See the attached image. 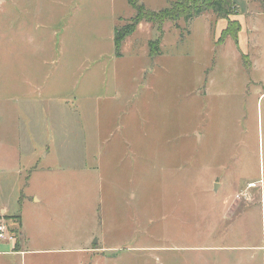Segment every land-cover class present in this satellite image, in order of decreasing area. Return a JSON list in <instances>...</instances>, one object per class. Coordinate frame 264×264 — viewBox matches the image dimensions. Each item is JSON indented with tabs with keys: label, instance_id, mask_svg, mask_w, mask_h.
Segmentation results:
<instances>
[{
	"label": "rangeland",
	"instance_id": "rangeland-1",
	"mask_svg": "<svg viewBox=\"0 0 264 264\" xmlns=\"http://www.w3.org/2000/svg\"><path fill=\"white\" fill-rule=\"evenodd\" d=\"M233 1L236 44L205 14L165 23L154 58L158 31L140 23L118 58L126 0H0V186L30 248L88 245L95 258L71 264H264V0Z\"/></svg>",
	"mask_w": 264,
	"mask_h": 264
},
{
	"label": "trees",
	"instance_id": "trees-1",
	"mask_svg": "<svg viewBox=\"0 0 264 264\" xmlns=\"http://www.w3.org/2000/svg\"><path fill=\"white\" fill-rule=\"evenodd\" d=\"M134 10V17L124 26H117L114 29L115 56L120 58L122 45L125 39L136 32L140 23L145 22L158 31V37L154 41H149V57L154 58L161 54V42L164 38L163 25L167 22L193 21L205 14H212L218 20L227 21V26L222 31L218 43H223L227 39H232L236 44L238 35L242 28L237 20H231L230 16L237 14L236 5L233 0H176L169 8L151 11L139 0H126ZM234 11V12H233ZM20 220V217H17Z\"/></svg>",
	"mask_w": 264,
	"mask_h": 264
},
{
	"label": "crops",
	"instance_id": "crops-1",
	"mask_svg": "<svg viewBox=\"0 0 264 264\" xmlns=\"http://www.w3.org/2000/svg\"><path fill=\"white\" fill-rule=\"evenodd\" d=\"M33 154L34 153H30V152L28 154H24V158H22V156L19 153H16L15 156L19 160L22 159L21 162H23V164L27 166L34 159ZM21 162H20V166H21ZM9 172L10 171L5 170V167L3 169L0 168V174L6 173L8 175ZM25 180H27V179H25ZM29 180L30 179H28V181L24 182L25 188L30 187L28 185ZM2 194H3V187L0 186V219H3V217L9 218L12 216L13 217H20V227H21L20 228V231H21L20 236L22 237V239L25 237L26 242L22 245L21 243L17 242L15 239L13 241H10V242H1L0 241V264H39V262H40V264H71L72 260H70V258H69V255H71V254H78V255L82 254L83 258H86L85 255L87 256V258H89V257L95 258L94 255L89 254V253H93V252H92V250L87 249L88 245L76 250V249H71V247L67 243L59 242L55 245V248H49V247H40L37 249L32 248V247L30 248V246L28 245V242H27L23 216L21 214H18V212H21V211L12 212V210H11V206L13 205L12 202L9 201V197L6 198V200H5L4 197L2 196ZM20 194L22 195V197H20V201L22 202V205L24 203H27L28 205H30V204L38 205L39 203H41L40 199H38L35 195H31V196H25L24 195L23 196V192L22 193L20 192ZM9 221L12 222L11 220H9ZM43 246H45V245H43ZM55 255L58 257L55 258ZM41 256H49V258H52V260L49 261L48 263H42V261L40 259ZM97 258H99V257H97ZM73 264H80V263L78 260H76V261H74Z\"/></svg>",
	"mask_w": 264,
	"mask_h": 264
},
{
	"label": "built area",
	"instance_id": "built-area-1",
	"mask_svg": "<svg viewBox=\"0 0 264 264\" xmlns=\"http://www.w3.org/2000/svg\"><path fill=\"white\" fill-rule=\"evenodd\" d=\"M14 240V236L9 232L3 219H0V241L10 242Z\"/></svg>",
	"mask_w": 264,
	"mask_h": 264
},
{
	"label": "water",
	"instance_id": "water-1",
	"mask_svg": "<svg viewBox=\"0 0 264 264\" xmlns=\"http://www.w3.org/2000/svg\"><path fill=\"white\" fill-rule=\"evenodd\" d=\"M95 243H96V240H94L93 244H95Z\"/></svg>",
	"mask_w": 264,
	"mask_h": 264
}]
</instances>
